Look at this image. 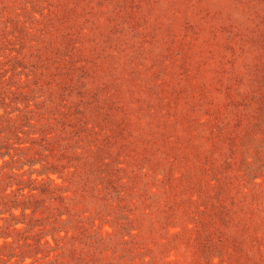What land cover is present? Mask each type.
Returning a JSON list of instances; mask_svg holds the SVG:
<instances>
[{
  "label": "rangeland",
  "instance_id": "374dc122",
  "mask_svg": "<svg viewBox=\"0 0 264 264\" xmlns=\"http://www.w3.org/2000/svg\"><path fill=\"white\" fill-rule=\"evenodd\" d=\"M0 264H264V0H0Z\"/></svg>",
  "mask_w": 264,
  "mask_h": 264
}]
</instances>
